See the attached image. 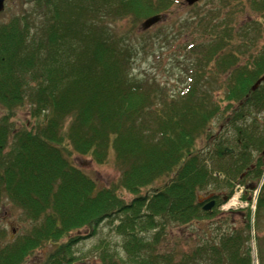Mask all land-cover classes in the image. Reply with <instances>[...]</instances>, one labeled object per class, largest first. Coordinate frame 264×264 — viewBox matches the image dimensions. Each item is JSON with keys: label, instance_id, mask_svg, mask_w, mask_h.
Masks as SVG:
<instances>
[{"label": "trees", "instance_id": "trees-1", "mask_svg": "<svg viewBox=\"0 0 264 264\" xmlns=\"http://www.w3.org/2000/svg\"><path fill=\"white\" fill-rule=\"evenodd\" d=\"M21 2L0 23V204L20 208L29 229L2 261L48 245L45 264L76 261L78 233L105 225L116 239L101 237L84 262L252 264L255 239L264 264V236H252L264 226V45L248 29L264 34V0ZM181 5L193 13L164 23ZM158 16L156 49L139 30ZM146 57L175 85L135 74ZM23 107L32 124L16 131L8 116ZM76 156L112 162L118 180L102 187ZM240 192L248 206L228 214L246 226L228 233L222 220L216 243L211 222Z\"/></svg>", "mask_w": 264, "mask_h": 264}, {"label": "rangeland", "instance_id": "rangeland-1", "mask_svg": "<svg viewBox=\"0 0 264 264\" xmlns=\"http://www.w3.org/2000/svg\"><path fill=\"white\" fill-rule=\"evenodd\" d=\"M6 1L7 2L5 3L4 12L0 13V23H5L11 20L12 18H15L16 16L20 17L23 12L21 0H6ZM200 5L203 6L204 4L201 3ZM201 6L199 7L202 8ZM187 8L188 7L181 5V7H179L178 10L176 11V14L174 16L167 18L164 21V23H167V22L169 23V21L173 18L181 17V18L186 19L187 17H189L191 13H193V11L187 10ZM240 19L243 20L241 17ZM174 22L175 21L173 20V23ZM163 25L164 24L162 23V24H159L158 26L156 25L155 27L152 26L147 30H143V29L139 30L142 32V34L147 33L146 35L147 37H149V35L153 37L151 40V43L155 44L154 48L156 49H159L160 46L162 45L161 43L163 41V37H159L160 36L159 32ZM240 26H242V24ZM248 29L251 32V34H249V38L256 39L257 40L256 49L262 51V46L264 45V34L262 35L258 34L257 28L253 25H251V27ZM133 39L135 40L136 37H134ZM164 64L165 66L168 65L167 59L164 60ZM134 66L136 68L135 74H137L138 76H141V74L143 73H147V74L152 73V75H156V77L158 78L160 82L167 83L169 84L170 87H172V85H175L174 80L164 72V69H161V70L156 69L155 62L153 58L151 57L150 58L148 57L140 58V60H138L137 64H135ZM7 115H8V112L5 113V108L0 104V120ZM8 117L10 120V124L13 125L16 131H21V129L24 128L26 125L32 124L31 123L32 119L30 120L29 113H27L26 108L24 107L20 108V110L18 111H15V115L12 118L10 116ZM263 118H264L263 116L260 117L261 122H264ZM232 135H234V132L230 133V136ZM234 153L235 152L231 154H234ZM73 161H75L76 165L80 167L81 169H83V171H86L91 177L97 180L98 184L101 185L102 187L111 185L114 182H116V180H118L117 178L119 177V171L118 169L114 167L112 162L105 164V165H98L94 163L93 160H91L89 156L84 159L76 156L73 159ZM209 191H211V189H209ZM239 194L242 196L244 193L240 192ZM258 194L256 196H258ZM227 203L222 205V207L220 208L221 210L220 215L211 222L212 227L207 232L208 236L209 235L212 236L216 243H220V236H221L217 223L221 222L222 220L223 221L225 220V223L222 222V224L224 225V230L227 231L228 233L231 232L233 229L242 230L246 226L245 224L246 214H237V213L228 214V212L230 210L245 211L243 209L247 207L246 205L248 203L238 202L239 203L238 205L232 206L230 208ZM253 203H254L253 208L255 209L256 203L255 201ZM242 206H245V207L242 208ZM0 219H3V220L6 219L4 222L3 221L0 222V231L4 232L3 236L0 237V253H2L7 243L17 241L20 237H22L21 235L23 233L27 232V230L29 229V225H27V223L26 224L24 223L25 217L24 215H22L21 209L18 208L17 206L10 205L6 201L3 204H0ZM261 224L264 225V218L263 220H261ZM13 230L15 231L12 233ZM99 231H100L99 236L90 238L89 240H84V241L82 240V235H81L82 232L81 234L78 233L81 236V240L72 249L73 253L75 254V259L77 260L67 261L65 259L60 258L59 264H93L92 260L90 261L87 260L84 262V253L92 250L93 246L99 243V239H101V237L108 238L110 235L111 239L113 240L116 239L114 235L110 234L109 228L106 227L105 225H102ZM78 234H74V236ZM252 236H254L255 238L260 236L262 238V236H264V226H262V228L259 231L253 230ZM254 240L255 239H252L250 243L251 248H252V253H251L252 259H253L252 264H259V257L257 254L258 253L257 243L255 242L257 240L255 241ZM261 243H264V240H262ZM54 250H55V247L48 245V247L44 249H38L33 254L28 255V258L19 264H45L46 261H48V253ZM0 260H1L0 264H7V262L2 261L1 256H0ZM94 262L97 264V261H94Z\"/></svg>", "mask_w": 264, "mask_h": 264}, {"label": "water", "instance_id": "water-1", "mask_svg": "<svg viewBox=\"0 0 264 264\" xmlns=\"http://www.w3.org/2000/svg\"><path fill=\"white\" fill-rule=\"evenodd\" d=\"M184 1L187 3V5H194L196 3H199L200 0H184ZM5 2L6 0H0V13H2V11L4 10ZM160 19L161 16L148 18V20H146L143 23L144 30L149 29V27L153 25H156V23H158ZM259 82H264V77L261 78ZM214 206H215L214 201H211L208 205L204 207V209L206 211H210Z\"/></svg>", "mask_w": 264, "mask_h": 264}, {"label": "flooded vegetation", "instance_id": "flooded-vegetation-1", "mask_svg": "<svg viewBox=\"0 0 264 264\" xmlns=\"http://www.w3.org/2000/svg\"><path fill=\"white\" fill-rule=\"evenodd\" d=\"M6 216H7V215H6ZM7 217H8V216H7ZM7 217H6V218H7ZM5 220H6V219H4V220H3V219H0V222H2V221L4 222ZM14 231H15V230H13L12 233H13ZM0 233H4V232H3V231H0Z\"/></svg>", "mask_w": 264, "mask_h": 264}]
</instances>
